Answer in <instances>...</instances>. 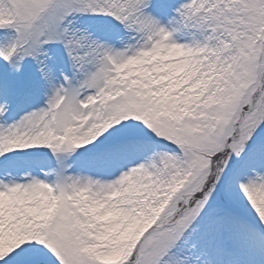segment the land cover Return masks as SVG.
Wrapping results in <instances>:
<instances>
[{"label": "snow or ice", "instance_id": "6c2138e0", "mask_svg": "<svg viewBox=\"0 0 264 264\" xmlns=\"http://www.w3.org/2000/svg\"><path fill=\"white\" fill-rule=\"evenodd\" d=\"M0 264H264V0H0Z\"/></svg>", "mask_w": 264, "mask_h": 264}]
</instances>
